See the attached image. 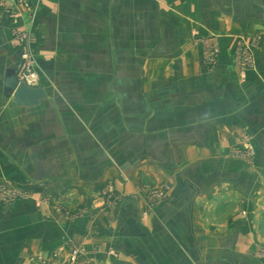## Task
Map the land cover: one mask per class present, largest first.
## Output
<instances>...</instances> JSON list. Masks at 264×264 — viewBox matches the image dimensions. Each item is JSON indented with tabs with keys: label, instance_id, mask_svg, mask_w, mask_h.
<instances>
[{
	"label": "rangeland",
	"instance_id": "obj_1",
	"mask_svg": "<svg viewBox=\"0 0 264 264\" xmlns=\"http://www.w3.org/2000/svg\"><path fill=\"white\" fill-rule=\"evenodd\" d=\"M16 3H1V8L11 19L18 18V27L22 11L36 12L55 4L54 9L64 16L59 20L67 23V28L64 34L59 26L60 32L53 36L52 43L57 45L63 37L66 45L63 47L60 42L61 49L55 51V57L41 59L33 48L37 42L33 41L28 24L13 34L19 48L16 65L19 76L28 70L34 77L31 86H43L51 95L45 103L50 121L48 129L41 123H33L31 129L4 127L0 132V263L9 264L15 261V256L19 260L25 249L40 242L51 226L50 212L68 221L85 218L91 212L105 217L95 235L113 233L112 249H106L105 242H83L81 246L67 242L65 248L57 249L68 253L58 264H103V259L90 258H101L103 254L112 255L119 264H264V214L258 226H253L252 221L243 228L242 241H235L236 227H231L228 235H221L218 232L221 227L201 223L195 226L197 236L192 241H173L168 226L153 222L157 209L178 194L186 171L196 177L200 174V163L193 171L186 169L180 156L176 161L158 163L162 184L146 183L131 196L118 194L117 181L106 182L92 199V208L79 193L60 192L64 187L73 191L88 189L84 182L79 186L74 177L99 179L111 168L117 175L122 173V165L135 169L138 164L149 163V155L153 158L155 154H163L161 142L152 136L154 129L177 118L172 106L180 100L184 103L186 98L184 85L176 87L175 82L166 79L174 69L162 58L169 54L179 34L184 35L192 26L194 41L207 48L203 50L207 64L213 67L218 59L216 37L206 34L203 25L205 33L199 31L201 25L197 21L206 20L196 16L203 2L189 3L191 10L186 11L189 17L179 16L180 12L175 10L177 0ZM259 40L253 38V47L238 45L236 57L243 78L254 64L251 51ZM172 91L174 94L170 96ZM244 148L235 153V158L249 164L253 149ZM42 183H46L44 187ZM63 196L72 207L70 214L63 208ZM129 202L137 207L126 222L121 221L120 209ZM50 208L53 210L49 211ZM229 209L233 208L224 211L226 217L235 212ZM240 215L243 217L245 213L242 211ZM212 219L226 218L215 213ZM228 229L222 228V233ZM253 233L258 239L254 243Z\"/></svg>",
	"mask_w": 264,
	"mask_h": 264
},
{
	"label": "crops",
	"instance_id": "obj_2",
	"mask_svg": "<svg viewBox=\"0 0 264 264\" xmlns=\"http://www.w3.org/2000/svg\"><path fill=\"white\" fill-rule=\"evenodd\" d=\"M18 1L0 0V132L4 127L16 130L29 126L31 129L33 123H41L48 129L50 121L45 103L51 95L45 87L38 86L45 89L48 98L35 108L18 107L13 99L4 95L6 70L18 64L19 48L13 37L14 31H22L28 24V28L33 31L32 39L37 42L33 48L38 51L37 55L41 59L55 57V51L61 49L60 42L64 44L63 47L66 45L62 42L65 38L60 36L57 45L52 43L55 40L53 36L60 32L59 26L64 34L67 28V23L59 20L64 16L54 9L55 4H51L49 9H38L36 12L22 11L21 26L18 27V18L11 19L1 8V3L14 5ZM198 1L203 2V7L201 12L196 9L200 12L196 16L206 19L197 21L201 25L198 26L201 28L199 31L203 34L206 29V34L216 37L218 59L213 67L207 64L203 57V50L207 48L204 49L194 41L192 26L188 27L189 31H185L184 35L179 34L169 54L162 58L174 69L173 74L168 73L166 79L175 82L176 87L177 84L184 85L186 98L184 103L180 100L172 106L174 111L171 107L166 108L175 112L177 118L160 123L154 129L152 136L161 142L159 145L162 146L163 154H155L153 158L149 155V163L138 164L135 169L122 165V173L117 175L111 168L99 179L91 176L74 177L79 186L84 182L88 189L84 187L73 191L64 187L60 192L64 195L79 193L85 204L92 208V199L97 197L106 182L117 181L118 194L135 195L146 183L162 184L160 165L156 164L176 161L181 157L180 161L187 165L186 169L193 171L200 163L201 172L196 177L193 172L189 174L186 171L185 179L179 180L178 194L164 207L157 209L153 222L168 226L173 241H192L197 236L195 226L200 223L221 227L218 228L221 235H228L232 232L231 227H236L235 241H242L243 228L252 221L253 226H258L264 214V0H177L175 10L180 12L179 16L189 17L186 13L188 9L191 10L189 3ZM255 37L260 40L251 51L254 64L243 78L237 58L238 45L253 47ZM174 92L177 95V91ZM173 94V91L170 92V96ZM181 113L184 114L179 117ZM243 146L253 149V160L249 164L235 158V153L243 150ZM70 158L68 161L71 162ZM95 159L98 160L97 157ZM62 199L63 208L70 214V203L64 196ZM135 207L136 204L129 202L126 208L124 206L120 209L121 221L125 219L126 222ZM229 207L233 208L229 210L235 212L226 217L224 211ZM52 210L50 208L49 211ZM242 211L245 213L243 217L240 215ZM215 213L226 219L213 220ZM50 215L52 223L44 237L32 248L27 246L19 260L15 256L14 264H58L67 258L68 253L57 249L67 245V242H72L73 246H81L83 242H105L106 249H112L115 240L113 233L109 236L104 233L95 235L105 217L90 212L85 218L68 221L54 212H50ZM226 226L229 227L228 231L222 233V228ZM257 240V235L253 233V243ZM100 257L90 258L93 261L103 259V264H119L115 263L112 255L103 254Z\"/></svg>",
	"mask_w": 264,
	"mask_h": 264
},
{
	"label": "water",
	"instance_id": "obj_3",
	"mask_svg": "<svg viewBox=\"0 0 264 264\" xmlns=\"http://www.w3.org/2000/svg\"><path fill=\"white\" fill-rule=\"evenodd\" d=\"M19 68L10 67L6 70L4 95L6 98L13 99L18 107L35 108L38 107L42 100L48 98L45 89L40 87L29 86L25 81L19 78ZM28 77L29 73H25Z\"/></svg>",
	"mask_w": 264,
	"mask_h": 264
},
{
	"label": "built area",
	"instance_id": "obj_4",
	"mask_svg": "<svg viewBox=\"0 0 264 264\" xmlns=\"http://www.w3.org/2000/svg\"><path fill=\"white\" fill-rule=\"evenodd\" d=\"M25 73H29V76L28 77H26L25 76ZM25 73L23 74V76H19V78H20V80H22V81H25L29 86H31V79H33L34 77L33 76H31V73L27 70V71H25ZM19 74V73H18ZM33 87V86H32Z\"/></svg>",
	"mask_w": 264,
	"mask_h": 264
}]
</instances>
